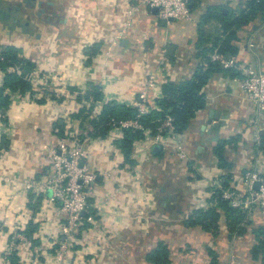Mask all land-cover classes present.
<instances>
[{
	"label": "crops",
	"instance_id": "crops-1",
	"mask_svg": "<svg viewBox=\"0 0 264 264\" xmlns=\"http://www.w3.org/2000/svg\"><path fill=\"white\" fill-rule=\"evenodd\" d=\"M187 1L193 8L191 20H163L153 9L127 17V10L139 0H0L17 8L21 17L13 28L0 21V45L20 48L22 57L38 71L34 98L8 106L7 117H0V123L11 128L9 136L0 137L7 140L6 147L0 148V256L6 241L21 234L30 220L38 227L27 243L14 241L15 251L24 261L41 254L42 264L45 256L52 255V236L58 229L49 195L35 198L22 186L48 176L40 146L62 139L56 134L58 124L64 134L70 130L84 140L86 163L96 175L90 214L99 225L93 228L84 221L77 238L80 245L72 246L65 264H153L147 255L158 246L167 250V264H262L251 253L257 245L254 231L264 227V215L256 205L244 204L240 230L228 227L223 212L215 232L189 225L196 210L213 205L215 190H236L249 197L243 173L264 170L258 149L264 114L257 127L249 123L256 111L241 88L243 75L214 74L203 87L204 109L190 120L183 135L159 146L158 154L152 153L153 146L147 150L144 142L136 143L131 169L121 167L116 136L112 140L109 133L93 137L86 123L79 126L70 118L79 108L78 91L84 93L88 86L100 87L103 108L107 102L128 105L144 88L149 72H156L154 100L160 97L166 78H190L198 64L194 57L197 19L208 6L223 1ZM121 32L120 40L111 44ZM243 34L237 55L229 59L264 72V24L253 22ZM169 47L171 55H167ZM178 143L186 153L184 161L174 154ZM220 145L224 166L215 154ZM106 173L111 176L106 178ZM36 200L37 210L30 209L29 203ZM83 241L89 242L87 249Z\"/></svg>",
	"mask_w": 264,
	"mask_h": 264
},
{
	"label": "trees",
	"instance_id": "trees-1",
	"mask_svg": "<svg viewBox=\"0 0 264 264\" xmlns=\"http://www.w3.org/2000/svg\"><path fill=\"white\" fill-rule=\"evenodd\" d=\"M190 9L193 10V8ZM253 22L264 24V0H248L245 4L236 3L233 7L222 2L208 6L204 12L200 13L196 22L197 37L194 44V57L198 60V64L190 78L179 81L166 78L162 82L160 97L155 99V107L139 118L144 129L149 130L153 135L161 123L169 117L173 133L178 137L183 135L190 120L205 107L203 87L208 80L218 73L229 77L239 76L234 67L224 69L220 64L212 62L210 55L217 51L224 57L227 54L230 57H235L238 53L237 43L240 44L243 41L244 27ZM21 52V49L14 45H0V77L2 81L0 85V110L3 112L9 106L7 91L18 92L21 95L28 94L31 98H34L35 95L28 80L29 74L35 69V64L22 57ZM101 100L102 94L97 85L88 86L84 93L78 91L75 101L79 104V108L70 118L78 121L79 126L86 123L85 125L91 128L89 132L91 136L104 138L111 129L109 123L112 119L134 118L136 110L123 104L107 102L99 113L94 115V107ZM41 101L38 100L39 103ZM56 127L58 129L57 136L62 139L66 138L68 134H64L63 127L58 124ZM143 139V133L133 129L123 130L121 137L114 139V145L122 157V168L131 169L135 165L134 160H132V149L137 142ZM6 144V139H0V148L6 147ZM221 147L222 145L215 149V154L220 165L224 166ZM258 149L264 157V132L260 134ZM220 186L222 189L226 188V184ZM36 202L38 201L29 203L30 209L37 210L36 205L38 203ZM210 202L213 203L212 206L196 210L193 213L189 225H197L205 231L214 230L215 232L218 228L220 213L223 212L228 227L231 230H240L239 225L245 221V213L241 208H233L228 201L222 199L220 189L213 192ZM37 227V223L30 220L24 229L20 230V233L29 239ZM254 235L257 245L252 249V257L255 259L260 257L261 263L264 264V227L256 229ZM33 241L32 239V244H34ZM51 246L50 252L53 254L56 251L57 243L55 242ZM147 258L153 264L168 263L167 250L164 246H158L156 250L147 255ZM28 261L22 260L17 250L8 256V264H26Z\"/></svg>",
	"mask_w": 264,
	"mask_h": 264
},
{
	"label": "built area",
	"instance_id": "built-area-1",
	"mask_svg": "<svg viewBox=\"0 0 264 264\" xmlns=\"http://www.w3.org/2000/svg\"><path fill=\"white\" fill-rule=\"evenodd\" d=\"M229 5L233 3L245 4L248 0H222ZM157 9L159 17L163 20H191L192 15L188 6L187 0H139L138 5L127 10V17L133 12L148 9ZM129 19V18H128ZM129 25L126 22L124 28ZM122 32L114 36L111 44L115 45L121 38ZM252 48L253 44L248 43ZM210 60L222 66V68L234 67L237 72L244 76L241 81V88L246 95V98L251 102L256 111V115L249 121L254 127H257V120L264 114V72H255L249 66L244 64L237 65L234 60H226L222 54L214 51L210 55ZM163 60L161 61V63ZM36 67L29 74L28 80L33 86L36 82ZM49 76H46L48 78ZM234 81L237 79L234 78ZM0 77V85H1ZM144 88L133 98L132 101L125 106H129L136 110L134 118L125 120L110 121L111 129L107 137L112 140V136L120 138L122 131L133 129L141 131L144 135L146 149L149 150L152 146H163L167 140H175L176 136L171 127V119L167 117L161 125L155 130V134H151L149 130L144 129L139 122V118L155 107L152 91L156 88V72H149L144 82ZM9 97V106L19 102L29 101L32 98L28 94L21 95L18 92L7 91ZM104 103V100H103ZM99 102L93 110V114H98L102 108ZM95 106V107H96ZM7 111L0 110V117L5 119ZM69 125L72 121L69 119ZM9 124L0 123V137L2 135H10ZM67 137L58 141L55 145L42 144L40 153L45 155L49 167L48 176L39 182L24 183L22 188L24 192L30 193L35 198L49 194L48 202L54 208L56 226L58 231L52 236L57 243L55 253L51 256H45V264H65V261L70 256L72 246L80 245L77 238L80 235L84 221L91 224L93 228H98V222H95L92 216V204L90 198L95 195L96 190V175L90 171L86 163V152L83 148V139L79 134L69 130ZM115 138V139H116ZM139 143V142H137ZM173 151L178 160L184 161L186 153L181 144H175ZM137 153V151H136ZM81 164V165H80ZM106 178L111 176L110 173L105 174ZM258 183L257 190L254 185ZM242 184L247 190L249 197L244 198L241 193L233 190H221V198L228 201L233 208H243L244 204L256 205L262 215H264V170L263 172L246 171L242 175ZM44 210L39 211V215L43 214ZM42 217V216H41ZM43 219V218H42ZM44 220V219H43ZM48 235V234H47ZM49 236V235H48ZM60 237L62 241L58 240ZM21 241L27 243V238L22 234H15L14 237L5 244V249L0 256V264H8V256L15 251V242ZM84 249L89 247L88 241H83ZM41 254H36L30 258L26 264H42L39 261Z\"/></svg>",
	"mask_w": 264,
	"mask_h": 264
},
{
	"label": "flooded vegetation",
	"instance_id": "flooded-vegetation-1",
	"mask_svg": "<svg viewBox=\"0 0 264 264\" xmlns=\"http://www.w3.org/2000/svg\"><path fill=\"white\" fill-rule=\"evenodd\" d=\"M17 8L6 6L2 2L0 3V21L5 23L6 26L13 28L15 24L21 22V17L17 14Z\"/></svg>",
	"mask_w": 264,
	"mask_h": 264
},
{
	"label": "water",
	"instance_id": "water-1",
	"mask_svg": "<svg viewBox=\"0 0 264 264\" xmlns=\"http://www.w3.org/2000/svg\"><path fill=\"white\" fill-rule=\"evenodd\" d=\"M33 1H35V0H33ZM153 10L158 11L156 8L153 9ZM169 20H171V19H169ZM255 27H256V26H254V28H255ZM172 51H173V48L169 47V48L167 49V55H171V52H172ZM229 58H230V56L227 54V55L225 56V59H226V60H229ZM209 117L211 118V116H209ZM214 127L216 128V126H214ZM159 151H160V147H159V146H153V148H152V153H153V154H158ZM80 165H81V164H80ZM258 187H259V184L256 183V184L254 185V189L257 190ZM48 195H49V194H48Z\"/></svg>",
	"mask_w": 264,
	"mask_h": 264
},
{
	"label": "rangeland",
	"instance_id": "rangeland-1",
	"mask_svg": "<svg viewBox=\"0 0 264 264\" xmlns=\"http://www.w3.org/2000/svg\"><path fill=\"white\" fill-rule=\"evenodd\" d=\"M4 124V123H3Z\"/></svg>",
	"mask_w": 264,
	"mask_h": 264
}]
</instances>
